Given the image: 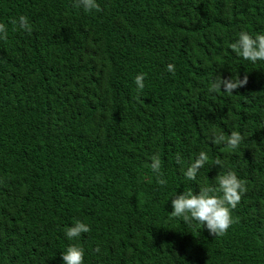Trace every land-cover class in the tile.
I'll return each mask as SVG.
<instances>
[{
    "label": "trees",
    "instance_id": "obj_1",
    "mask_svg": "<svg viewBox=\"0 0 264 264\" xmlns=\"http://www.w3.org/2000/svg\"><path fill=\"white\" fill-rule=\"evenodd\" d=\"M98 2L85 14L71 0H0V22L33 24L0 41V264H62L72 219L92 226L86 264H264V63L227 48L234 30L264 29V0ZM214 75L247 83L211 94ZM212 128L239 130V150L209 144ZM204 149L248 184L223 236L168 214L176 192L199 191L174 153ZM156 151L165 188L150 179Z\"/></svg>",
    "mask_w": 264,
    "mask_h": 264
},
{
    "label": "clouds",
    "instance_id": "obj_2",
    "mask_svg": "<svg viewBox=\"0 0 264 264\" xmlns=\"http://www.w3.org/2000/svg\"><path fill=\"white\" fill-rule=\"evenodd\" d=\"M71 6L85 14H93L102 11L98 0H71ZM9 25L11 31L23 32L29 35L33 31V24L27 15L20 14L12 17L7 23L0 22V41L6 42L9 38ZM230 53L243 61L251 64L264 63V29L249 31L246 28L234 30V35L227 45ZM165 71L175 75L176 65L167 63ZM146 74L137 73L133 78L136 91L143 93L145 89ZM247 83V77L243 79L237 76L221 78L214 75L207 85V92L211 94H223L232 96L233 91ZM244 135L236 129L225 132L218 128H212L208 143L214 146H223L225 151L236 152L244 141ZM178 166L179 175L185 181L193 182L199 188L194 192L193 188L177 193L169 200L171 202L172 218H177L186 226L206 229L209 235L223 236L235 222L232 212L248 192L247 181L242 179L237 171L229 168L226 162L216 156L214 159L204 149L194 153L187 160L182 153L176 152L172 157ZM219 166L220 171L212 179L201 182L198 177L206 166ZM151 172V180L161 188H165L169 181L163 171L161 154L156 151L150 156L148 164ZM2 183V181H0ZM63 237L67 241L60 251L62 264H86V256L89 254L85 247V234L92 232L90 223L82 219H72L70 224L61 229ZM91 254L99 258L104 253L99 244L91 248Z\"/></svg>",
    "mask_w": 264,
    "mask_h": 264
}]
</instances>
